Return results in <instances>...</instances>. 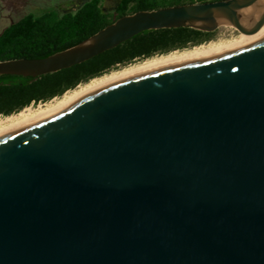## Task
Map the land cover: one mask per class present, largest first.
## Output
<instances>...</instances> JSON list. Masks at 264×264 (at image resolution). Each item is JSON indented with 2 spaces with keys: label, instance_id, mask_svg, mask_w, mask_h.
Wrapping results in <instances>:
<instances>
[{
  "label": "water",
  "instance_id": "water-1",
  "mask_svg": "<svg viewBox=\"0 0 264 264\" xmlns=\"http://www.w3.org/2000/svg\"><path fill=\"white\" fill-rule=\"evenodd\" d=\"M264 26V0L140 10L38 77L146 30ZM0 264H264V38L136 73L0 136Z\"/></svg>",
  "mask_w": 264,
  "mask_h": 264
},
{
  "label": "trees",
  "instance_id": "trees-1",
  "mask_svg": "<svg viewBox=\"0 0 264 264\" xmlns=\"http://www.w3.org/2000/svg\"><path fill=\"white\" fill-rule=\"evenodd\" d=\"M221 0H117L105 11L101 0H86L74 12L27 14L0 33V61L44 58L84 41L118 18L140 10ZM215 39V31L189 26L143 31L84 62L36 78L0 75V117L47 103L80 84L155 56L182 51Z\"/></svg>",
  "mask_w": 264,
  "mask_h": 264
},
{
  "label": "bare ground",
  "instance_id": "bare-ground-1",
  "mask_svg": "<svg viewBox=\"0 0 264 264\" xmlns=\"http://www.w3.org/2000/svg\"><path fill=\"white\" fill-rule=\"evenodd\" d=\"M260 38H264V26L252 33H240L235 39L226 43L223 42L216 44L210 41L207 45L202 44L182 51H173L166 55L155 56L141 62L138 61L137 63L113 70L100 77L89 80V82L84 85L77 86L73 90L65 92L61 97L54 98L44 104H39L36 108L27 107L17 114L5 118L0 117V136L25 125L34 123L46 117L51 112L82 96L87 95L96 89L121 81L136 73L188 59L224 52L235 46L253 43Z\"/></svg>",
  "mask_w": 264,
  "mask_h": 264
},
{
  "label": "rangeland",
  "instance_id": "rangeland-1",
  "mask_svg": "<svg viewBox=\"0 0 264 264\" xmlns=\"http://www.w3.org/2000/svg\"><path fill=\"white\" fill-rule=\"evenodd\" d=\"M85 1L86 0H0V33L6 26L16 22L24 15H40L50 10H54L61 15L64 12H74L80 3ZM116 2L117 0H101V6L105 11H109L115 6ZM239 34L240 33L231 26H220L215 30V39L212 42L216 44L226 43L235 39ZM208 43H206V45ZM38 105H32L30 107L36 108Z\"/></svg>",
  "mask_w": 264,
  "mask_h": 264
},
{
  "label": "flooded vegetation",
  "instance_id": "flooded-vegetation-1",
  "mask_svg": "<svg viewBox=\"0 0 264 264\" xmlns=\"http://www.w3.org/2000/svg\"><path fill=\"white\" fill-rule=\"evenodd\" d=\"M39 77V76H38ZM31 78H33V77H31ZM34 78H36V77H34Z\"/></svg>",
  "mask_w": 264,
  "mask_h": 264
},
{
  "label": "built area",
  "instance_id": "built-area-1",
  "mask_svg": "<svg viewBox=\"0 0 264 264\" xmlns=\"http://www.w3.org/2000/svg\"><path fill=\"white\" fill-rule=\"evenodd\" d=\"M32 106V105H31Z\"/></svg>",
  "mask_w": 264,
  "mask_h": 264
}]
</instances>
